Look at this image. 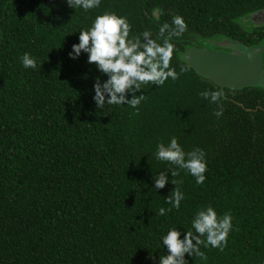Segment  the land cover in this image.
I'll use <instances>...</instances> for the list:
<instances>
[{
	"label": "trees",
	"instance_id": "trees-1",
	"mask_svg": "<svg viewBox=\"0 0 264 264\" xmlns=\"http://www.w3.org/2000/svg\"><path fill=\"white\" fill-rule=\"evenodd\" d=\"M262 9L264 0H101L87 12L66 0H0V264H158L168 231L195 235L192 221L208 206L233 217L227 247L201 245L207 259L185 254L188 264H264V88L224 90L212 103L199 93L219 88L181 60L191 34L234 36L238 19ZM106 11L127 18L130 38L150 31L161 44L163 23L187 24L171 40V67L186 71L142 84L139 115L128 105L97 109L93 85L107 76L87 53L69 57L79 31ZM25 53L35 69L24 68ZM172 137L186 153H206L202 185L156 159ZM169 169L179 177L168 172L156 190ZM173 179L184 199L161 216Z\"/></svg>",
	"mask_w": 264,
	"mask_h": 264
},
{
	"label": "clouds",
	"instance_id": "clouds-1",
	"mask_svg": "<svg viewBox=\"0 0 264 264\" xmlns=\"http://www.w3.org/2000/svg\"><path fill=\"white\" fill-rule=\"evenodd\" d=\"M72 9L81 8L85 12L98 8L101 0H66ZM187 30V24L181 16H174L172 24L163 23L159 28L158 36L163 42L158 43L152 38L150 31H144L141 35L130 38L131 25L126 17L118 16L112 12H104L97 15L90 28L79 31V43L72 46L69 53L71 59H77L80 54L87 53V63L95 64L97 69L107 76V80L101 83L96 78L93 85L95 95L93 100L97 109H104L108 105H128L136 109L135 115H139V105L146 100L145 95L136 96L135 93L141 90L142 84L151 83L162 86L166 80L173 81L186 71L181 68L177 73L171 67V60L176 51L175 45L171 43L174 37H180ZM142 37V38H141ZM24 68L35 69L36 58L25 53L21 58ZM132 93V98H126V94ZM200 97L217 103L224 96L222 90H204L199 93ZM107 97V99H106ZM216 112L215 115H221ZM156 159L175 165L176 168L186 170L195 177L196 184L202 185L206 179L207 163L206 153L196 148L185 152L176 137H172L170 143L157 144ZM168 172L172 177H179L180 173L175 169L161 172L154 182L156 190L163 189L168 181ZM183 183L182 179H173L174 186ZM184 194L177 186L165 197L171 208L159 209V215H166L172 209L179 210ZM233 217L230 213L218 216L216 211L208 206L198 211L192 221V231L185 232L183 239L176 228H172L162 238V244L166 247L168 254L160 257L158 264H188L185 254L207 259L201 251V245L205 248L211 246L223 252L227 247V239L233 228ZM205 237L206 239H201Z\"/></svg>",
	"mask_w": 264,
	"mask_h": 264
},
{
	"label": "water",
	"instance_id": "water-1",
	"mask_svg": "<svg viewBox=\"0 0 264 264\" xmlns=\"http://www.w3.org/2000/svg\"><path fill=\"white\" fill-rule=\"evenodd\" d=\"M154 17L157 18L156 13ZM245 20L258 24L259 20H264V11L253 13ZM217 46L230 50V53L188 48L181 54V60L198 77L209 81L222 91L264 88L261 48H250L227 41H222Z\"/></svg>",
	"mask_w": 264,
	"mask_h": 264
},
{
	"label": "flooded vegetation",
	"instance_id": "flooded-vegetation-1",
	"mask_svg": "<svg viewBox=\"0 0 264 264\" xmlns=\"http://www.w3.org/2000/svg\"><path fill=\"white\" fill-rule=\"evenodd\" d=\"M261 11H264V9L259 10L257 12H261ZM247 17H242L238 19L237 20L239 24L237 26L238 31L235 32V34L234 31L231 32L234 34V36L240 35L237 37H241L243 41L247 42L246 44L241 42L240 40L235 39L234 36L231 35H225L224 37H219V38H214V37L203 38L198 36V34L195 35L191 34V38H195V42L193 43L192 46L188 48H202V49H207L211 52H221V53L229 54L230 50L217 46V44L221 43L222 41H227L229 43L236 42L250 48H261L262 50L261 62H262V69L264 70V20L262 22L261 20H259L257 22L258 24H252L250 20H245V18Z\"/></svg>",
	"mask_w": 264,
	"mask_h": 264
}]
</instances>
